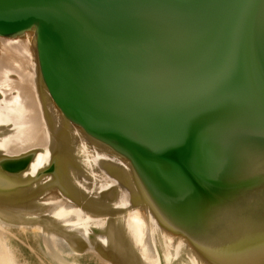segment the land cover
I'll return each instance as SVG.
<instances>
[{
    "label": "water",
    "instance_id": "obj_1",
    "mask_svg": "<svg viewBox=\"0 0 264 264\" xmlns=\"http://www.w3.org/2000/svg\"><path fill=\"white\" fill-rule=\"evenodd\" d=\"M18 43L28 68L9 76H32L48 146L0 147V246L17 264L13 227L61 264L50 197L114 225L148 217L186 249L176 262L264 264V0H0V57ZM83 242L61 254L113 260Z\"/></svg>",
    "mask_w": 264,
    "mask_h": 264
},
{
    "label": "bare ground",
    "instance_id": "obj_2",
    "mask_svg": "<svg viewBox=\"0 0 264 264\" xmlns=\"http://www.w3.org/2000/svg\"><path fill=\"white\" fill-rule=\"evenodd\" d=\"M22 44L24 43L13 45L15 49L20 50L19 57L7 52H4L0 57V91L5 93V98L0 100V147L11 154H18L35 146H48L32 76L26 70L25 74L20 76L21 83L11 80L9 76L14 69L28 68L26 61L30 53L27 52V47ZM6 124L13 130L6 129L4 126ZM47 157L48 151L39 155L30 172L34 173L41 167L46 162ZM47 199L44 211L49 214L52 213L57 219L55 221H59L60 226H58L59 230L53 227L49 228L48 231L52 233H47L45 236L51 248L50 253L59 259L61 264H69L70 262L61 254L60 249H71L75 254L78 250L74 246H82L84 239L93 250L99 249V245H101L109 253V249L112 248L115 254V256L112 254L113 260H110L112 259L110 256V259L105 256V260L109 264L111 261L113 264H161L160 260L150 261L152 255L157 257V248L161 250V256L166 264H203L200 259L186 255L180 257L177 262L174 261L175 258L186 253V249L179 241L172 240L162 232L152 220L138 212L130 216L129 219H119L114 225L110 224L109 218L105 216L82 213V210L71 202L60 200L59 202L65 203L62 206L56 200L57 198L50 197ZM9 212L19 213L22 211ZM13 215L24 224H38L36 221L27 220L24 213ZM5 221L0 216V222L5 223ZM55 221L52 223L55 224ZM65 223L69 224L66 225ZM71 227L74 231L71 233H76L77 238L67 235L66 230ZM94 227L100 230L99 234L95 233V242L90 236ZM134 256H138V261ZM0 264H17L14 256L7 254L3 244L0 246Z\"/></svg>",
    "mask_w": 264,
    "mask_h": 264
},
{
    "label": "rangeland",
    "instance_id": "obj_3",
    "mask_svg": "<svg viewBox=\"0 0 264 264\" xmlns=\"http://www.w3.org/2000/svg\"><path fill=\"white\" fill-rule=\"evenodd\" d=\"M9 245L21 262L26 264H52V259L46 253V246L38 236L31 231L11 228L7 234Z\"/></svg>",
    "mask_w": 264,
    "mask_h": 264
},
{
    "label": "snow or ice",
    "instance_id": "obj_4",
    "mask_svg": "<svg viewBox=\"0 0 264 264\" xmlns=\"http://www.w3.org/2000/svg\"><path fill=\"white\" fill-rule=\"evenodd\" d=\"M261 175L264 176V168H262Z\"/></svg>",
    "mask_w": 264,
    "mask_h": 264
}]
</instances>
